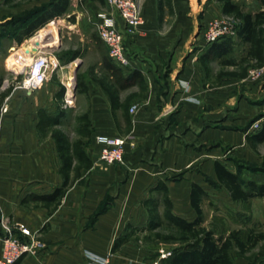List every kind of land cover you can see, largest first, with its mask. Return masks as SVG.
<instances>
[{"label":"crops","instance_id":"obj_1","mask_svg":"<svg viewBox=\"0 0 264 264\" xmlns=\"http://www.w3.org/2000/svg\"><path fill=\"white\" fill-rule=\"evenodd\" d=\"M4 1L0 0V24L29 9L24 1L17 7L4 5ZM72 1L68 14L77 6V1ZM237 2L245 13L255 15L264 10L262 0ZM171 12L164 7L160 23L158 0H143L144 24L133 34L125 33V23L115 13L119 30L125 33L132 67L122 71L125 77L139 71L145 82L143 87L134 85L120 91V107L115 113L94 81L105 75L104 69L102 76L94 68L83 72L84 65L75 69L69 81L73 99L80 94L87 103V108L80 107L79 116L90 112L93 132L84 150L93 166L83 172L53 213L34 197L51 195L63 186L62 163L52 133L43 135L38 124L42 110L51 116L64 112L65 117L69 89L66 91L60 76L63 68L56 72V79L50 73L38 90L27 91L17 83L7 89L11 92L0 105V259L3 239L14 235L25 241L19 232L24 227L39 234L46 249L17 264H101L108 256L112 264H153L137 245L141 236L150 234L148 201H155L163 215L167 196L176 216L194 221L192 185L201 186L208 194L211 183L219 185L216 162L233 173L241 171L245 181L264 184V140L256 138L264 128V78L259 82L247 79L249 69L258 62L249 54L250 43L237 34L228 55L212 53L205 58L211 45H206L201 35L197 37L198 29L225 16L222 5L217 0H172ZM168 19L171 23L165 24ZM30 39L25 40L29 46L33 37ZM21 45L12 36L0 38V56L10 55L4 65L11 76L10 69L19 72L10 59ZM102 45L106 57L98 65L105 58L111 60L108 48ZM63 47L62 41L60 51ZM71 51L78 57L68 63L70 67L84 58L78 50ZM234 57L238 60L233 61ZM263 57L260 47L259 59ZM0 78L3 94L6 79ZM79 83L85 93L79 92ZM61 122L53 129L61 130ZM64 133L71 144L80 139ZM99 135L127 138L123 165L101 161L102 147L96 143ZM125 235L131 236L130 242L112 253L116 240Z\"/></svg>","mask_w":264,"mask_h":264},{"label":"trees","instance_id":"obj_2","mask_svg":"<svg viewBox=\"0 0 264 264\" xmlns=\"http://www.w3.org/2000/svg\"><path fill=\"white\" fill-rule=\"evenodd\" d=\"M25 0H5L4 5L17 7ZM44 1V0H37ZM92 2H103L104 0H88ZM222 5V12L225 16H230L239 21L238 36L244 42L250 43V56L257 57V66H261L263 60L259 59V48L264 47V10L253 15L245 13L237 0H217ZM264 5V0H262ZM41 6H36L32 10L26 12L23 16L11 19L7 23L0 26L1 29L8 27H17L15 36L1 32L0 38L4 36H12L17 43L21 45L25 40L30 39L38 30L44 28L47 24L63 17L67 14L71 0H46ZM164 7L168 8V12H172V0H158L159 22L162 23L164 17ZM51 24V23H50ZM17 25V26H16ZM233 42L231 40L221 41L211 44V47L204 56L210 58L209 55L217 53L218 57L228 55L233 50ZM215 51V52H213ZM264 53V50H263ZM78 57L75 54L73 61ZM264 59V57H263ZM102 67L105 75L102 78L94 80L107 95L110 100L112 111L115 113L119 109V93L134 85L143 87L145 85L143 75L139 71H134L128 77H125L121 68L113 63L112 60L104 59ZM227 75V74H225ZM246 75V74H245ZM244 77V74H241ZM3 79L0 78V88ZM79 92L85 93V89L81 83L78 84ZM11 92L7 90L0 94V105L5 97ZM64 94V89L62 95ZM64 112H60L57 116H51L43 110L39 113L38 129L46 135L52 133V137L56 140L60 160L62 163L61 174L64 178V184L53 194L48 196H36L34 200L41 201L53 213L60 205L68 190L74 183L82 177L84 171L92 168L93 163L86 156L84 148L91 140L93 132V123L90 112L80 115L78 122V139L71 144L68 136L61 130L53 129L60 125ZM130 123V122H129ZM131 127V124L128 128ZM259 141L264 140L263 131L256 136ZM75 163V166H74ZM215 171L220 182L219 187L224 189L235 203H248L253 199L264 198V184L255 181H245L240 172L233 173L220 162H216ZM165 193L167 189L163 190ZM209 197L208 193L199 185L193 184L191 189V206L197 214L194 221H188L184 218L176 216L172 210L173 206L169 198L166 196L164 201V214L158 212V204L155 201H148L145 204L149 208L150 220L148 224L149 235L147 240L155 239L158 241H179L181 247L174 251L168 259L167 264H235L233 253L235 250L240 255H246L259 246H264V231H249L243 237V232L234 230L228 234H216L213 230H209L203 226L204 211L203 203ZM25 204V201H24ZM167 223L174 231L169 235L158 232L163 223ZM131 236L125 235L118 238L113 247L112 253H116L123 245L130 242ZM258 264H264V258Z\"/></svg>","mask_w":264,"mask_h":264},{"label":"rangeland","instance_id":"obj_3","mask_svg":"<svg viewBox=\"0 0 264 264\" xmlns=\"http://www.w3.org/2000/svg\"><path fill=\"white\" fill-rule=\"evenodd\" d=\"M47 1L48 0H46V2ZM76 1L77 6L73 7L74 13L69 12V14L67 13L63 17L57 19L59 20L57 21L58 23H52L53 21L50 22L51 24H47L44 28L38 30L32 36L33 39L39 38L45 44V51L53 53V55L58 57V61L53 60V67H58L52 73V77L54 79L58 78L56 72L63 68L60 76L63 78L62 80L65 83L66 91L67 89L73 88V85L70 84L69 80H71L72 76L74 77L75 69L78 68V66L84 65L82 70L83 72L88 73L90 68H94L95 71L98 69V72H101L100 76H102L103 67L98 64L102 58L106 57L105 47L99 39L100 37L97 26L100 15L107 12L105 4L103 2H86L85 0ZM257 1L261 2V0ZM141 2L143 5V0H141ZM24 4L32 10L34 7L41 6L43 3L37 0H25ZM29 9L13 15L10 18L13 19L18 16H23L29 11ZM170 23L171 19H168L165 24ZM200 24L203 23L200 22ZM1 25L2 24H0V26ZM48 25H56L57 31L55 32L54 29L48 28ZM15 28L17 27L14 26L10 28L8 27L7 29H1L0 34L1 32H3L2 34L5 32L8 35L15 36L17 34V29ZM203 28L204 26L201 25L198 29L197 37L200 36ZM62 41L64 42V47L60 51L59 47ZM25 43L26 41L23 42L22 45ZM22 45L19 49L14 50V55L10 59L11 63L15 54L21 49ZM16 47L17 46H14V49H16ZM73 49L83 53L84 58L77 61L76 65H73L74 67H70V64L68 63L75 55V53L71 51ZM9 57L10 55L7 56L6 54H2L0 56V75L6 79L3 86L5 90L9 89L13 83L14 85L17 83L16 86L21 83L24 80L27 71L26 68L24 70H19V72L10 69L9 71L13 72V76L9 73L7 74L4 63ZM232 59L233 61L238 60L235 57ZM251 69H249V72ZM73 98L74 96L71 100H64V110L66 113L60 127L61 130L66 132L72 139H77L80 136L78 134L79 126L77 122V118L81 111L80 107L84 106V108H87V103L84 101V97L80 96V94H76L75 100ZM263 175L264 174H262V176ZM177 179H179V177H176V180ZM211 184L212 187L208 188V191L210 192L208 194L209 197L203 203L205 220L203 224L204 227L209 230H213L216 234H228L231 231L240 230L243 232V237H245V234L251 230L255 232L264 231V198L253 199L248 203H235L229 198V194L225 190H220L221 188L218 184ZM161 210H163V207H161ZM193 216L195 217L196 215L193 214ZM173 231L174 230L165 222L158 232L169 235L173 233ZM146 238V235L141 236V241H138L137 245L140 249L146 251L147 256L154 262L160 257L162 251L173 254L174 251L182 245L179 241L165 242L155 239L147 240ZM233 258L235 264H258L260 260L264 258V246L261 245L257 249L243 256L235 250ZM168 259L164 260L163 264H167Z\"/></svg>","mask_w":264,"mask_h":264},{"label":"built area","instance_id":"obj_4","mask_svg":"<svg viewBox=\"0 0 264 264\" xmlns=\"http://www.w3.org/2000/svg\"><path fill=\"white\" fill-rule=\"evenodd\" d=\"M104 4L107 12L101 14L97 22L99 37L108 48L113 63L122 70L130 71L131 60L126 50L124 34H133L144 24L142 2L141 0H104ZM115 13L124 21L125 33L119 30ZM238 25V21L230 16L215 18L204 26L200 35L206 45L233 40L237 37ZM35 41H32L29 46L30 62L25 67L27 69L26 76L18 84L19 88L27 91L41 88L48 81L50 73L58 67H53V60L58 61L53 53H48L45 51L44 44ZM33 49H37V51L33 52ZM263 78L264 59L261 66L250 70L248 79L259 82ZM135 109L132 107L131 113H134ZM3 112H7V108H4ZM256 127L258 126L256 125ZM96 143L102 147L101 161L110 165L125 163V148L128 143L126 137L99 135L96 137ZM5 228L10 233V229ZM19 232L26 239L25 241L14 235L3 239V255L0 264H17L25 257H38L45 251V243L39 234L24 227H20ZM171 255V253L162 251L160 257L153 264H163V261ZM101 264H112L111 256L106 257Z\"/></svg>","mask_w":264,"mask_h":264},{"label":"bare ground","instance_id":"obj_5","mask_svg":"<svg viewBox=\"0 0 264 264\" xmlns=\"http://www.w3.org/2000/svg\"><path fill=\"white\" fill-rule=\"evenodd\" d=\"M48 28H52L54 29V31L56 32L57 31V27L56 25H48L47 26ZM31 40V39H30ZM36 40V41H35ZM32 41H35V42H40L41 44H44L39 38L37 39H32ZM31 41V42H32ZM45 46V44H44ZM29 47V43L26 42L22 47L21 49L15 54V57L12 61L13 64L16 63L17 65V68L19 70H24L25 67L28 65V62H30V57H29V52H30V49L28 48ZM74 67V66H73ZM73 87V86H72ZM73 88H70L69 91H68V100H71L72 97L74 96L73 94Z\"/></svg>","mask_w":264,"mask_h":264},{"label":"water","instance_id":"obj_6","mask_svg":"<svg viewBox=\"0 0 264 264\" xmlns=\"http://www.w3.org/2000/svg\"><path fill=\"white\" fill-rule=\"evenodd\" d=\"M37 51V49H33V52H36Z\"/></svg>","mask_w":264,"mask_h":264}]
</instances>
